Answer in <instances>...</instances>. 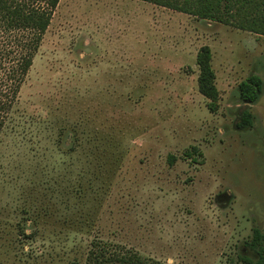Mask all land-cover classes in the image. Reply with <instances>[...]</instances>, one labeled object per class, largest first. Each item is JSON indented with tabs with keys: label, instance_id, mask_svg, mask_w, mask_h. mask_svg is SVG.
<instances>
[{
	"label": "rangeland",
	"instance_id": "1",
	"mask_svg": "<svg viewBox=\"0 0 264 264\" xmlns=\"http://www.w3.org/2000/svg\"><path fill=\"white\" fill-rule=\"evenodd\" d=\"M231 20L144 0H60L25 74L32 33L0 21V220L15 218L22 171L66 160L92 186L73 199L74 213L91 215L111 248L149 264H245L241 255L254 254L246 241L264 232V35ZM204 44L221 92L215 112L198 87ZM252 74L263 79L253 104L238 89ZM244 108L254 124L242 130ZM71 136L79 138L73 154L59 153ZM116 138L120 167L94 178ZM195 146L193 159L186 152ZM1 229L0 264L31 263L30 245L16 248L5 240L9 225ZM69 244L57 245L54 259L50 244L36 250L40 264L67 262L76 254Z\"/></svg>",
	"mask_w": 264,
	"mask_h": 264
},
{
	"label": "trees",
	"instance_id": "2",
	"mask_svg": "<svg viewBox=\"0 0 264 264\" xmlns=\"http://www.w3.org/2000/svg\"><path fill=\"white\" fill-rule=\"evenodd\" d=\"M144 1L214 21L229 23L232 22L231 19L235 18V24L238 28L264 35V0ZM224 1H226L225 7L230 13L229 18L223 15L222 5ZM59 2L60 0H39V2L35 0L32 3L26 0H0V21L5 24V27L7 29L27 30L32 33L30 50L23 56L20 63L21 74H25L32 65L33 53L38 49ZM196 61L199 66V91L208 99V108L215 112L220 106L221 92L217 85L212 47L208 44L202 45L198 49ZM262 88V77L252 74L238 85L240 99L245 103L253 104L258 100ZM17 89L18 87L14 93ZM5 108L0 104V112ZM253 124V112L249 108H244L236 122L237 127L244 130L251 128ZM72 130V134L77 132L75 129ZM69 141V146L62 145L58 148L59 153L67 156L73 154L77 147L75 144H79V138L71 136ZM60 142L62 143V138L59 140ZM119 145L117 138L106 144L105 148L109 147L110 150L100 154L102 162L99 175L101 176L95 175L94 178H102L105 173L111 172V168L116 170L120 167L123 152L119 149ZM196 153L200 152L195 146L187 150L186 155L196 159ZM108 154L111 155L110 158ZM174 158L175 156H172V159ZM56 162L57 160L54 159L52 169L40 163L33 168L22 171L17 176L16 189L18 195L13 206L15 218L10 222L0 220V235L5 237L2 235L3 230L1 229V226L5 225H9L11 234L10 238L3 239L14 244L16 248L20 245L24 247L26 243L29 244L31 249V256L29 257L31 263L29 264L41 263L40 259H43V254H39L36 250L41 248L45 250L47 244H50L53 249L47 254V259L49 257L54 259V253L60 254L56 248L61 243H65L66 246L71 243L73 251L76 253L63 264H149L148 260L137 252H125L111 248L109 243L104 242L100 237L91 215L86 213L83 218H80L74 213L73 199L85 196L88 189H92V186H89L91 183L87 184L82 180L85 173L83 171H77L79 176H75L71 164L73 162L66 163L64 160L62 163L65 165L59 168L56 166ZM106 183L104 182L101 187L103 188ZM62 209L70 210V212L63 214ZM83 229L86 230L83 231ZM79 235L83 237H80V240ZM78 240L82 243H79ZM246 245L254 254L241 255V261L245 264H264V232L255 228L252 239L246 241ZM17 256L19 261L26 259L19 254V251H17ZM28 261L26 259V264Z\"/></svg>",
	"mask_w": 264,
	"mask_h": 264
}]
</instances>
